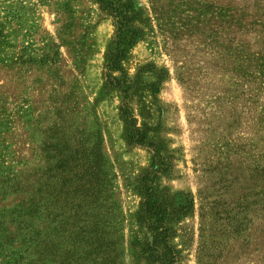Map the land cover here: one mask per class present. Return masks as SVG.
Segmentation results:
<instances>
[{
    "label": "rangeland",
    "instance_id": "1",
    "mask_svg": "<svg viewBox=\"0 0 264 264\" xmlns=\"http://www.w3.org/2000/svg\"><path fill=\"white\" fill-rule=\"evenodd\" d=\"M135 3L117 72L95 0H0V264L49 233V264L94 236L104 264H154L149 187L175 264H264V0ZM60 153L78 159L66 177ZM34 197L31 222L13 214Z\"/></svg>",
    "mask_w": 264,
    "mask_h": 264
},
{
    "label": "trees",
    "instance_id": "2",
    "mask_svg": "<svg viewBox=\"0 0 264 264\" xmlns=\"http://www.w3.org/2000/svg\"><path fill=\"white\" fill-rule=\"evenodd\" d=\"M100 9L110 13L115 18L116 25V47L112 57L108 60V68L111 71H121L122 63L126 59L129 50L135 45V43L141 38V31L135 27V21L140 15L135 0H95ZM109 85L119 87L120 84L117 82V79L109 75ZM123 116L126 117L127 123L134 124V120L129 119L128 111L123 109ZM130 141L134 144H145L148 140L147 134H141L134 130L129 132ZM62 157V173L63 175H70L73 169V166L76 161L75 158L69 160L68 156L65 153H60ZM75 162V163H74ZM74 167V166H73ZM89 175V174H88ZM14 181V178L10 180ZM91 183H89L90 185ZM88 185V183H87ZM84 187L86 185H83ZM147 200L145 203V215L143 219L147 224V228L153 234V245L150 246V251H152L151 261L154 264H175V258L170 251V246L168 245L167 240V230L168 223L172 217L171 206L167 203L161 201L151 190V187L148 188ZM180 211L178 212V217L181 215L188 214L193 209V201L186 200V202L179 201ZM39 211L38 202L34 197L33 200H30L26 206L25 203L18 205V208L13 212L17 214L18 217H24L26 221L33 220L35 214ZM86 233V231L84 232ZM88 233V232H87ZM91 234V233H88ZM51 234H47L39 239V235L29 236L27 240V249L24 251L9 252V257L5 264H49L54 262L56 258L57 249L55 248L52 240ZM95 243L89 247L92 249L91 252L84 254H79L76 251V254L68 258V253L65 254L66 264H104L101 254V246L99 245V239L97 236L93 238ZM92 240V239H90ZM74 256L78 258L74 259ZM31 257L32 260L27 259ZM27 260L28 262H25ZM30 260V261H29ZM70 260V261H69ZM105 261V260H104ZM106 264V263H105Z\"/></svg>",
    "mask_w": 264,
    "mask_h": 264
}]
</instances>
